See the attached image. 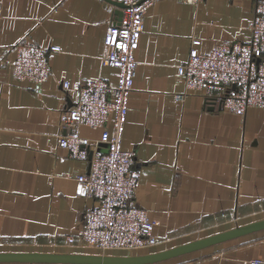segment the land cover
I'll use <instances>...</instances> for the list:
<instances>
[{"label":"crops","instance_id":"0c3cea01","mask_svg":"<svg viewBox=\"0 0 264 264\" xmlns=\"http://www.w3.org/2000/svg\"><path fill=\"white\" fill-rule=\"evenodd\" d=\"M116 0H0V252L99 253L67 243L93 200L80 192L99 127L78 125L91 142L85 159L59 144L57 115L72 105L63 81L104 78L103 37L118 23ZM257 0H153L134 51L137 62L121 147L140 170L136 204L156 222L158 243L131 254L169 248L264 218V112L220 108L202 92L183 99L193 39L208 52L228 41H248ZM121 10V8H119ZM28 39L57 44L50 72L39 85L14 77L4 59ZM94 250V249H92ZM107 254H126L111 251ZM264 261V229L154 264H249ZM0 264H60L0 261Z\"/></svg>","mask_w":264,"mask_h":264},{"label":"built area","instance_id":"2783aa9c","mask_svg":"<svg viewBox=\"0 0 264 264\" xmlns=\"http://www.w3.org/2000/svg\"><path fill=\"white\" fill-rule=\"evenodd\" d=\"M123 4L121 19L108 25L103 37V64L113 67L115 83L104 78H82L74 83L63 81L65 90L74 95L72 105L60 110L57 122L59 144L71 157L85 159L91 140L82 136L78 125L101 129L103 150H94L86 172L76 175L80 192L93 200L82 212L81 224L67 243L97 250L99 253L122 251L126 254L158 243L153 232L156 224L135 201L140 170L134 166L132 151L121 147L128 95L136 70L134 51L144 27V15L153 0H116ZM191 6L202 0H180ZM193 39L185 62L177 66L185 90L183 99L202 92L220 108L244 115L248 108L264 112V0H257L248 41H228L214 45L208 52L196 49ZM11 65L14 77L39 85L49 75V59L57 44L40 45L23 39L12 45ZM264 122V117H263ZM249 264H264L253 259Z\"/></svg>","mask_w":264,"mask_h":264},{"label":"water","instance_id":"95a60500","mask_svg":"<svg viewBox=\"0 0 264 264\" xmlns=\"http://www.w3.org/2000/svg\"><path fill=\"white\" fill-rule=\"evenodd\" d=\"M115 5L118 7V15L121 18L122 12L119 8L123 7V4L115 1ZM262 229H264V218L235 225L221 232L148 253L0 252V261L60 264H154L174 256L202 249Z\"/></svg>","mask_w":264,"mask_h":264},{"label":"rangeland","instance_id":"374dc122","mask_svg":"<svg viewBox=\"0 0 264 264\" xmlns=\"http://www.w3.org/2000/svg\"><path fill=\"white\" fill-rule=\"evenodd\" d=\"M90 251H94V252H97V250H92V249H91Z\"/></svg>","mask_w":264,"mask_h":264}]
</instances>
